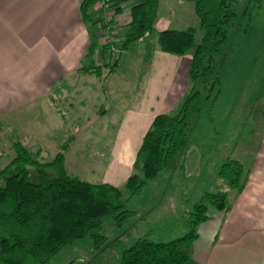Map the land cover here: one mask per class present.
<instances>
[{"label":"crops","instance_id":"crops-1","mask_svg":"<svg viewBox=\"0 0 264 264\" xmlns=\"http://www.w3.org/2000/svg\"><path fill=\"white\" fill-rule=\"evenodd\" d=\"M83 1L0 0V118L9 117L16 122L14 126L27 129L32 143L28 150L41 151L38 157L50 160L70 136L68 121L64 122L52 97L64 95L71 111L77 112L86 111L85 101L93 97L92 109L85 115L94 125L118 103V123L108 125L119 129L118 144L110 156L114 165L106 182L125 181L155 117L178 110L189 93L191 54L175 56L160 50L158 32L172 28V19L161 14L160 0L155 31L137 43L140 47L133 49L132 64L124 75L120 71L126 59L120 58L105 89L101 77L79 72L93 41L97 43L96 62L111 61L99 27L100 6L93 5L87 19ZM139 3H116L121 12L114 25L120 36L126 33L131 10ZM177 11L185 13L183 7ZM131 89L136 97L130 103L125 95ZM120 95L121 100L117 99ZM260 117L251 151L237 152L241 160L233 157L250 171L245 189L230 195V211L211 208L210 219L199 226L194 258L200 263L264 264V118Z\"/></svg>","mask_w":264,"mask_h":264},{"label":"trees","instance_id":"trees-1","mask_svg":"<svg viewBox=\"0 0 264 264\" xmlns=\"http://www.w3.org/2000/svg\"><path fill=\"white\" fill-rule=\"evenodd\" d=\"M114 3L116 13L121 8ZM203 31L197 40V29H165L158 32L160 50L175 56L191 54L190 91L178 110L155 117L137 153L134 168L142 174L130 175L125 183L128 199L141 194L152 180L165 171H173L186 153L192 130L202 112L203 90H211L219 82L215 74L216 56L230 44V32L237 30L235 0H190ZM261 4L263 0H256ZM99 0H84L82 9H89ZM160 0H140L131 10V21L120 37L121 53L109 52L111 61L97 65L93 41L81 63L79 72L103 76L106 84L117 69L121 55L155 31ZM235 24V25H234ZM107 71V72H106ZM208 96V95H207ZM54 99V97H52ZM264 118V108L262 110ZM66 122V117L63 115ZM70 135L53 159L33 155L21 143H15L17 156L0 170V264H48L60 252L89 236L96 247L106 238L99 232L104 222L112 219L122 227L135 211L128 208L124 192L109 182L94 183L68 172L65 153L75 141ZM250 171L240 161L225 160L218 176L228 186L226 191H206L185 215V233L168 241L142 236L126 247L119 264H203L195 260V241L199 226L210 219L209 210H231L229 197L240 194L248 183Z\"/></svg>","mask_w":264,"mask_h":264},{"label":"rangeland","instance_id":"rangeland-1","mask_svg":"<svg viewBox=\"0 0 264 264\" xmlns=\"http://www.w3.org/2000/svg\"><path fill=\"white\" fill-rule=\"evenodd\" d=\"M97 5L100 6L99 2ZM180 7L185 11L183 15L177 11ZM235 11L238 14L235 19L237 30L230 32L229 47L216 56L214 63L219 82L213 90L209 85L203 90L202 112L180 165L171 172H163L131 199L127 198L129 193L125 190L129 176L125 181H112L111 184L123 190L128 208L135 211L130 221L119 227L112 219L105 220L99 233L106 238L100 248L89 236L60 252L48 264H119L122 251L142 236L156 241L181 237L185 233L184 217L193 210L203 193L228 190L225 181L218 176L219 168L228 158L241 160L243 156H236L237 152L251 151L264 108V0L261 4L256 0H235ZM114 14L116 18V11ZM161 14L172 19L173 29L195 27L197 40L201 41L203 31L192 1L163 0ZM113 42L120 43L118 33ZM138 45L121 55V61L126 59V65L121 68L120 75L129 70L133 60L131 55L136 51L133 49L140 47ZM119 54L113 55L118 57ZM96 64L103 65L100 61ZM134 94L131 89L125 95L127 102L135 99ZM92 98L85 101L86 111L92 109ZM54 99L61 109L57 111L68 121L69 135L76 134L77 138L74 150L66 154L68 172L94 183L110 181L109 174L114 165L110 156L118 144L119 127L108 125L118 123L121 105L115 103L101 123L94 125L85 110L71 111L64 95H56ZM117 99H123V95ZM13 123L16 125L9 117L0 118V170L17 156L15 143L19 142L27 149L32 144L27 129ZM33 155L42 156L41 151ZM134 173L142 174L133 168L130 175Z\"/></svg>","mask_w":264,"mask_h":264},{"label":"built area","instance_id":"built-area-1","mask_svg":"<svg viewBox=\"0 0 264 264\" xmlns=\"http://www.w3.org/2000/svg\"><path fill=\"white\" fill-rule=\"evenodd\" d=\"M99 5L102 10V19L100 20L101 36L105 46L109 48V52L116 54L121 53V48L113 42L117 39V32L115 30L114 18L115 7L114 3L109 0H99Z\"/></svg>","mask_w":264,"mask_h":264}]
</instances>
